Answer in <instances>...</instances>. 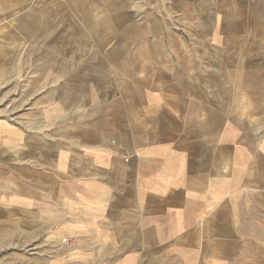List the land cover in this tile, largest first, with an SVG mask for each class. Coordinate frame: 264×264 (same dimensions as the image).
Returning <instances> with one entry per match:
<instances>
[{
  "label": "crops",
  "instance_id": "0c3cea01",
  "mask_svg": "<svg viewBox=\"0 0 264 264\" xmlns=\"http://www.w3.org/2000/svg\"><path fill=\"white\" fill-rule=\"evenodd\" d=\"M225 3L210 40L167 35L135 73L133 42L119 73L59 51L21 117L0 112V241L59 242L57 264H264V0Z\"/></svg>",
  "mask_w": 264,
  "mask_h": 264
},
{
  "label": "rangeland",
  "instance_id": "374dc122",
  "mask_svg": "<svg viewBox=\"0 0 264 264\" xmlns=\"http://www.w3.org/2000/svg\"><path fill=\"white\" fill-rule=\"evenodd\" d=\"M227 1L3 0L0 5V112L8 117H21L33 99L26 104L27 94L35 92L38 95L37 92L42 90L44 70L53 72L51 68L65 66L64 61L54 59L59 51L63 57L92 56L96 58L94 63L99 64L96 67L102 73L110 69L119 73L124 68L120 64L124 56L123 44L133 42L129 52L133 53L135 73L142 61L139 59L141 52L145 61L148 57L154 58L156 54L148 56L146 52L151 55L152 46L162 42L167 35L176 43V47L178 42L187 44L200 39L210 40L213 24L207 11L215 8L219 19L221 9L223 16L231 10L225 3ZM224 18L231 21L230 17ZM249 20L252 25V18ZM263 21L262 14L261 23L257 25L260 37L254 34L253 38L254 41L260 40L262 54ZM228 26L229 29L225 25V31L230 32L233 41H237L239 31L231 24ZM87 41H93L96 45L91 44L88 48L81 45ZM230 51L236 52V49ZM89 53L90 56H87ZM107 57L119 59L115 61L116 64L107 65ZM236 61L230 55V69L236 68ZM68 64L66 62L68 69L76 68L74 61ZM49 243L27 241L24 232L19 234L18 240H2L0 264H57L59 242ZM62 243L67 242L64 240ZM49 248L52 257L43 255L44 249L48 251Z\"/></svg>",
  "mask_w": 264,
  "mask_h": 264
}]
</instances>
